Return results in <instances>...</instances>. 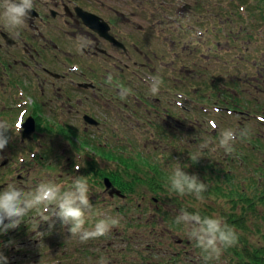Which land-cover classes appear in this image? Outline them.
I'll return each instance as SVG.
<instances>
[{
  "label": "flooded vegetation",
  "instance_id": "af4514ba",
  "mask_svg": "<svg viewBox=\"0 0 264 264\" xmlns=\"http://www.w3.org/2000/svg\"><path fill=\"white\" fill-rule=\"evenodd\" d=\"M89 1L97 5L104 2ZM77 6L97 12L85 0H33V10L22 28L9 30L0 22V121H6L13 129L8 132V145L0 151V185L14 184L25 191L34 190L41 182L38 175L29 178L28 175L38 172L40 166L51 167L53 158L58 177L52 182L61 191L68 190L75 178L89 173L88 167L78 166L77 170L76 160L81 157L84 144L93 148L101 138L113 140L108 136L114 132L100 131L99 123L90 117L97 119L96 115L104 114L112 118L113 108L121 103L120 94L116 84L101 82L92 70L86 71L83 60H102L115 69L116 63L131 62L133 50L143 51V48L140 42H126L119 37L127 49L123 50L115 42L101 38L82 22L76 13ZM110 8L115 10L113 5ZM109 21L114 35L116 21L113 18ZM17 31L19 35H14ZM71 56L75 61L69 60ZM54 83L59 84V91L52 90ZM101 98H105L103 105ZM116 99L117 103L108 102ZM76 117L95 129L91 127L85 135L75 124ZM111 120L104 121L103 126L109 127ZM17 124L21 127L19 133L15 131ZM3 160L8 163L6 167ZM261 170L258 168L257 172ZM95 173H99L97 168L93 170ZM258 179L260 176L254 173L253 180ZM87 183L91 204L85 214L88 217L99 205L100 189L89 180ZM42 211L41 208L29 213L16 229L0 233V252L3 250L8 257V264H19L26 259L25 264H52V254L60 250L61 255L66 254L71 234L59 222L50 229L41 219ZM39 234L43 237L34 239ZM77 244L75 253L82 249V243ZM41 247L42 252L36 251Z\"/></svg>",
  "mask_w": 264,
  "mask_h": 264
},
{
  "label": "trees",
  "instance_id": "16d2710c",
  "mask_svg": "<svg viewBox=\"0 0 264 264\" xmlns=\"http://www.w3.org/2000/svg\"><path fill=\"white\" fill-rule=\"evenodd\" d=\"M166 1L168 0H164V4L159 7L157 1L151 0L149 13L153 16L159 15L160 17L158 16L157 18L158 21L164 20V22L171 23V21L163 19V11L167 12L168 10ZM189 4L185 8V12L191 27L188 24L181 23L180 30L186 35L184 36L186 40L181 41L185 43H177V41L171 37L174 39L172 40V42H174V47L179 49L181 46H185L186 52L189 50L194 52L195 49L196 57L199 59V54L203 52V48L199 50L196 44H187V42H197L209 47L210 51L206 54V58L203 59L204 62L212 61L214 57L219 58L221 56L220 58L227 63V57H229L228 64L232 67L241 64L245 66L250 64L256 65L264 76V64L252 55L249 56L248 48L246 49L243 44H239L241 42H260L264 39V0H195L192 5L194 8L189 6ZM243 23L245 28L242 27ZM159 27L161 33L166 30L165 26L159 24ZM235 27L237 28L235 29ZM204 29V37H208V41L205 44H203V38H201V41L198 39V31ZM193 34H196L197 37L192 38ZM164 35L165 34L158 36L162 40ZM222 40H227L228 45H225ZM220 45L226 46H222V48L225 49L224 52V49L220 50ZM213 48L218 52L212 51ZM177 60L178 58H176V61ZM181 66L183 68L186 67L183 63ZM245 71L247 73V70ZM219 80L220 79L217 78H213L212 80L216 87L219 86L217 84ZM236 80L241 84V79L239 77L236 78ZM187 87L195 89L196 95L200 96V98H194L197 107L192 114L193 119L188 117L185 120L190 122V119H192L194 122L192 126L194 127L207 124L209 128L215 132L211 135V139L213 140L219 130L220 123L217 118H212L210 116V113H208L209 108L212 109L215 106H221V104L228 105L231 109H235L236 107L230 103H225L224 99L222 100L220 95L224 92L220 86V91L212 95L201 90L196 82L191 83ZM155 103H157V101H155ZM222 113L223 112H219L216 117H220ZM170 116L173 117L171 114ZM172 121L174 123V130L176 131L174 136L177 138V141L169 142L174 146L172 156L175 153L178 158L177 163L180 162V164H182V168L185 172L198 175L199 179H203V182L208 185L207 191L203 193L204 200L202 201L203 203L200 204V208L196 210L197 199L195 195L186 194L181 197L174 192H170L168 187H166L171 171L164 167L165 154L160 153L161 159L163 160L158 159V157L154 160L152 154L148 152L146 155L135 152V147L133 145L130 146L131 150L129 152L128 146L127 148L113 146L112 149L102 147L99 151L107 155L108 159L114 162L116 166H108L104 173L101 174V177L108 176L112 180L113 185L121 190L122 194H131L132 198L137 197V200L139 199L138 201H141V205L144 203L143 200L146 202L150 193H152L151 200L156 203V207L153 216V212L148 209V206L147 208H143L140 204H134L130 207H120L119 210L114 211V213L117 217L126 218L124 224L120 229L118 228L116 232L110 231L106 236L99 237L98 240L110 241L108 242L110 245L116 236L120 242L126 244L124 252L122 253L124 262L128 261L129 256L136 255L139 257L137 264H179L189 258V253L192 252V249L198 250V252L205 256L206 254L203 253L200 248L197 247L196 249L195 242L182 238L181 242L178 243L177 241L179 239H177L170 244L172 248L174 247V252L169 253V248H166L161 254L159 251H156V254H160L156 259H154V257L148 258L147 252L151 253L155 251L157 247L164 246L161 235L157 233L153 225L154 220L159 224V220L156 219L155 215H158L159 219L161 217L164 223L165 221L167 222V220L170 222L172 220L173 222L171 223L174 224V227H177V214L170 211L171 208L169 207L172 203L177 205L179 210L184 209L190 213L200 212L199 214L201 217H211V211H214V209L212 205L205 202V200L215 198L216 201L224 200L225 205H231L227 210L224 205L220 208L217 207V210L220 211V213L222 212L221 218L223 221L233 226L239 234V243L234 247L225 248L222 251L225 256L227 253L231 255L227 258L228 263L226 264H264V242L258 248L255 246H250L248 248L244 245L247 241L243 235L244 232L248 230L247 221L259 216L264 219V210L262 214L259 213V209L264 207V143H256L257 140L253 138L250 139L249 137L243 139L238 138L234 144V151L229 154V159H226L224 156L223 160H226L221 161L217 157L218 153L216 156H213L211 152V150L216 151L217 147L213 146L209 149H200L199 147L204 139L197 137L193 139L196 135H187L182 131V122L184 120L176 118ZM211 122H214L215 126H213ZM258 122L264 124L263 120ZM229 129L233 130L231 126H229ZM239 130L240 129L234 131ZM167 137L168 136L163 139L168 142L169 139ZM158 141L159 139H156L153 142ZM178 141L185 145L177 144ZM218 149L221 150L223 148L219 146ZM154 151L156 152V149H154ZM197 152L202 156L197 163H193L189 153ZM202 157L204 159L208 158L210 161L204 162ZM169 164L173 165L174 162ZM173 166L175 167V165ZM257 167L262 168V170L257 172ZM240 173H244V175L249 174L250 176H244L245 179H243V183H241L237 181V177H241L239 175ZM254 173L256 175L258 174L260 179L253 180ZM162 194L164 195L159 196ZM168 200L172 203L168 204ZM259 205L261 206L258 207ZM138 211H140V214H143V212L144 214H150L148 220L153 221V223L150 222L151 227L147 222L146 229V223H144V221L142 222L139 218L133 220L132 217H130L132 213H138ZM104 212L105 215L103 219L108 218V213H110V211L104 210ZM177 212L180 215V212ZM100 219L102 218L100 217ZM119 223H122V221H119ZM181 226H184V224L181 223ZM181 226H179V228ZM129 229H131L132 232H129ZM144 229L147 232V236H149V240H147L145 236L141 237V235H144ZM129 234L131 236H129ZM183 245L189 246L187 251L181 248ZM192 245L195 248H193ZM92 253L97 255L101 254L99 251H93ZM87 255L92 254L87 253ZM219 259L220 258L213 257L208 260L212 262V264H219Z\"/></svg>",
  "mask_w": 264,
  "mask_h": 264
},
{
  "label": "rangeland",
  "instance_id": "374dc122",
  "mask_svg": "<svg viewBox=\"0 0 264 264\" xmlns=\"http://www.w3.org/2000/svg\"><path fill=\"white\" fill-rule=\"evenodd\" d=\"M103 1L104 2L101 5L94 4L89 0H85V3H90L92 5V8L90 9H93L97 11L98 13L104 14L107 17L113 18V20L116 21L117 23L115 32L120 38H122L126 42L135 41V42L141 43L143 51L133 50L132 55L130 56L132 65L135 64L139 68L144 67L145 69H148V71H152L151 73L154 75H150V76H155L158 73L160 77L163 79H168V77L170 78V74L172 73L177 76H181V81L178 82L177 84H174L167 80V85L169 86L179 85L178 91H180V93H188V95L191 96L192 91L187 86L194 82H196V84L199 85L201 90L205 91L206 93H211V95L215 92L220 91L219 88L221 87L224 93H222L220 97H222V100L224 99L225 103H230L231 105L235 106L236 109L240 111L264 113V76L263 75L262 77L257 76L256 72L258 70V67L256 65L250 64V65L245 66L241 64L239 66L235 65L234 67H232L231 65L228 64L229 57H227V63H226L223 61L222 58H220L221 56L219 58L214 57L212 61L204 62L203 59H201L200 57L199 59H197L196 52L194 49V52H191V50H189L188 52H184V53H181L183 51L180 50V53H179L180 55L178 57V60L176 61V58H177L176 57L171 61L170 65L167 68H162L160 66L162 64L160 60H168L167 57L170 55V50L166 46V43H165L166 41H162L159 38V36L157 34L155 36V33H154L155 29L159 28V25H157L158 21H157V24L155 23L156 21L155 19L158 18L159 15L153 16L152 14L145 12L144 4H143L144 10H143V13H141L140 12L141 9L138 8L140 0H136V1L133 0L131 2H129L128 0H103ZM172 1L178 2L180 0H172ZM181 1L184 4L190 3L189 6L194 8L192 5L195 2V0H181ZM112 5L115 6L121 13L117 14V13L111 12L110 6ZM126 17L132 19L133 23L132 24L127 23L125 20ZM163 17L165 19L167 18L169 19L170 14L166 12L163 15ZM172 22L173 23H167V22H164V20H161V25L167 26L166 28H168L164 31V34L170 35L171 37H173L177 41V43H185L181 41L186 40L184 38V36L186 35L183 33L182 30H180V28L178 29L174 28L173 27L174 21ZM138 24H142L145 30L140 31L138 29ZM242 27L245 28L244 23ZM236 28L237 27H235V29ZM206 38L208 37H205V40ZM263 40L260 42H244V46L248 48L249 56L252 55L254 58L259 59L264 64V41ZM206 42H203V44H205ZM222 42L225 45H228L227 40H222ZM192 43L196 44L199 50H201L202 47L205 48V46H203L200 43L187 42V44H192ZM49 49L50 48L47 45V51H49ZM175 49L177 50V48ZM69 60L75 61L74 56H71ZM83 61H84V69L86 71L92 70L96 74V76L100 78L101 82L111 81L114 84L121 85V86H128L129 88L136 90L140 94L139 104L132 101L134 105L132 106V108L134 110L136 109L140 115L146 116L153 124H160V130H159L160 135H157L156 137V138H159V141L149 142L147 147L140 145L139 142H134L132 143V145L135 147V152H140L141 155H146V153L148 152L152 154V157L154 160L157 157L158 159L162 158L160 153L165 154L164 167L167 168L171 172H172V169L175 168L177 165L182 167V164H180V162L177 163L178 158L175 155V153L173 155L175 157L172 156L173 154L172 150H174V146L173 144L169 143V142L177 141V138L174 136V134L176 133L173 127L174 123L172 120L165 119L164 117H162L161 110L178 112L179 115L182 117H187V116L191 117V115L183 113L181 111H177V109H175L174 107L169 106L167 104L168 102L164 100L166 99V96L163 97L164 93L162 96H159V98L162 100L157 101V103L154 104L153 100L155 99L157 100V98H155L156 95L151 94L148 90H145L143 87H141L136 79L129 77L125 72L119 70L118 66H115V69H114L111 67L109 62H104L102 60L89 62L88 60L84 59ZM182 63L185 64L186 66L185 68L181 66ZM245 70H247V73ZM238 77L241 79V84L238 83L236 80V78ZM213 78L220 79L219 82L217 81V84L220 87L215 86V84L212 82ZM58 86H59L58 83L52 84V90L57 89ZM57 91H59V89H57ZM184 100L186 99L181 100V102H183ZM187 102H189V100H187ZM150 104H153L154 106L152 107ZM221 106L223 105L221 104ZM214 117L217 118V120L219 121L220 127L218 128L219 130L217 131V134L216 136H214L213 140L211 139V135L215 132L211 130L207 124H202L198 127H194L192 126L193 124H191L189 121L184 120L182 122L183 124L182 131H184L185 134L187 135H191V136L196 135L193 137V139H195L196 137L203 138L204 140L202 144L206 146L204 148H201V145H202L201 144L199 147L200 149H209V148H212L213 146L217 147L216 151L211 150V152L213 153V156H216V154L218 153L217 157L221 161H225L226 159H229V156H230L229 153H226L224 149H221V150L218 149L220 133L223 130L229 129V126H231L233 130H237V129L241 130V129L247 128L249 130V135L247 137H249L250 139L253 138L257 140L256 143H264V124H261L260 122H258L257 117H256V120L250 119L247 117V114H244V116H239L238 113H235V114L222 113L220 117H216L215 115ZM96 118L99 121L98 125L100 126V131L102 130L106 131L109 129L107 125L103 126L104 121H108L112 119L114 120L113 123L116 122V118L115 117L111 118L109 115L105 116L104 114H100L99 117L96 115ZM74 122L78 126L79 130L81 129L84 130L85 135H87V133L91 131V127L95 129V127L93 126L91 127L86 126L87 124L83 123L79 119V117H76ZM130 134L132 138L135 139L133 134L132 133ZM148 134H149L148 136H150V131ZM164 135L165 137L168 136L167 137L169 139L168 142L165 139H163ZM120 136H121L120 134H117V136L111 135V138L114 140L113 144L117 145L118 147L119 146L129 147L130 144H126L125 138L122 139ZM97 142L99 141H96L95 144H97ZM177 144L185 145L184 143H179V141ZM154 149H156V152L154 151ZM224 156L226 157L225 160H223ZM202 160L204 162L210 161V159L208 158L207 159L203 158ZM173 162H174L173 165H175V167L169 164ZM105 163H107L106 166H110V165L114 166L111 161H106ZM7 164L8 163L4 162L3 167H6ZM40 168L41 169L38 172L35 170L31 174H29L28 178L31 177L32 175H38V178H39L38 182H42V181L52 182L53 180L54 182L56 181V177H58V175L55 172V170L57 169L55 159L53 158L51 159V167L45 168V167L40 166ZM2 173H4V171H2ZM239 175L241 177H237L238 179L237 181H240L241 183H243V179H245L244 176H250L249 174L244 175V173L243 174L240 173ZM1 179H4V177H2ZM201 180L204 181L203 179ZM29 181L30 183H32L30 179ZM6 186L5 184H3L1 185L0 189H3ZM110 195L112 199H114V202H116V205L123 204L124 202L126 203V200L119 198L116 195V192L115 193L110 192ZM163 195L164 194L159 195V196H163ZM107 197L110 198V196L108 195ZM151 198H152V193H150L148 200L146 202L143 200L144 203L142 205H141V201L136 202V203L140 204L141 207L143 208H147L148 206V209H150L153 212L152 214L153 216L155 213L156 203L153 202ZM167 202L169 204L172 203L169 200ZM205 202L212 205V208L214 209V211H211V215H210L211 217H219V216H220L219 218L222 217V214H221L222 212L220 213V211L217 210V207L220 208L224 205L225 209L227 210L231 206L227 204L225 205L224 200L216 201L215 198L206 199ZM202 203H203L202 201L197 200L196 210L200 208V204ZM129 206H132V205H129ZM169 207L171 208L170 211H173L177 215H179L177 211L180 212L181 209L179 210L177 205L172 203V205ZM112 210H113V213L112 212L108 213L109 214L108 217L116 218L119 221H122V223H119L118 226H115L110 230L112 232H116V230L118 228L120 229L121 226L124 224V220L126 218L117 217V215L114 213L116 209L114 208ZM263 210H264V207H261L259 209V213L262 214ZM104 215H105L104 210L101 209L99 211V218L98 216H96V213H95L93 216L89 217V220H91V223H94V222L96 223L97 220H100V217L103 219ZM148 216H150L149 213L144 214L143 212V214H140V211H138V213L137 212L132 213L130 217H132L133 220H135L136 218H139V220L141 219L142 222L144 221V223H146L145 226L147 229V222L148 224H150V222L153 223L152 220H148ZM155 217L157 220H159V224H157L156 221L154 220L153 225L155 229L157 230V233L161 235V239L164 242L163 243L164 246L159 247V248L157 247L155 251H152L151 253L147 252L148 258L150 257H154V259L158 258L159 255L162 252H164L166 248H169V253L174 252V247L172 248L170 244L172 242H175V240L177 239L182 238L184 240H191L195 242L194 240L189 238L188 236L189 228L186 227L185 225L181 226V223H180V224H176L177 227H174V224L171 223L173 222L172 220L171 222L167 220V222L165 221L164 223V220H161V217L160 219L158 215H155ZM246 224H247L248 230L245 231L243 235L247 243H244V245H246V247L248 248L250 246H255L256 248L260 247L261 244L264 242V219H262V217L259 216V217L250 219L249 221L246 222ZM94 225L95 224H93L92 227H94ZM179 226L181 227L179 228ZM192 226H195L194 222H192ZM150 227H151V224H150ZM129 232H132V230L129 229ZM143 234L144 235H141V237L145 236V238L149 240V236H147V232L145 229H144ZM40 236L43 237L42 234H39V235H35L34 239L39 238ZM129 236L131 235L129 234ZM67 240L70 244L68 248L66 249V254L63 252V255H61L62 250H60L57 252L56 255L52 254L51 256L53 260L57 258L58 259L61 258L60 260H62V264H100L101 258H104L107 261V264H137V261L139 258L136 255L129 256L128 261L127 262L125 261L126 262L125 263L124 259L122 258V253L124 252V247L126 244L123 242H120L119 239L115 236L110 245L108 243L110 241H107V240L99 241L98 239H96V241L98 242L95 241V243L87 244L89 246L88 247L86 246V247L89 251H92V252L99 251V253L101 254L99 255L92 254L91 257H86V258L80 256V258H83L82 260H85V261L83 263L76 262V260L75 261L71 260V255H73V250L77 248L78 246L77 242H80L79 237L72 236L71 238ZM181 248H184L187 251L189 246L183 245ZM42 250L43 248L41 247V249H37L36 251L42 252ZM36 251L33 252L34 255L35 253H37ZM156 251H159L160 254L159 255L156 254ZM1 252H3V250H1ZM23 252L24 251H22V253ZM189 254H190L189 258H187L186 261H183L182 263H179V264H212V262H210L209 260H206L204 258L205 256L202 253L198 252V250L196 251L192 249V252ZM84 256H85V253H84ZM226 256L224 255V253H221V255L219 256L220 258L219 264L228 263L227 258L231 255L227 253ZM25 262H28L27 259L24 261H21V263L19 264H25Z\"/></svg>",
  "mask_w": 264,
  "mask_h": 264
},
{
  "label": "clouds",
  "instance_id": "9594fccd",
  "mask_svg": "<svg viewBox=\"0 0 264 264\" xmlns=\"http://www.w3.org/2000/svg\"><path fill=\"white\" fill-rule=\"evenodd\" d=\"M0 7L3 8L0 22L4 27L9 30L20 29L33 10V0H3ZM14 35H19V32H15ZM151 91L156 94L158 89L153 86ZM10 130L13 131L6 121H0V151H3L9 143ZM15 131L17 133L21 131L19 124L16 125ZM248 135L247 128L239 131L223 130L220 133L219 146L230 154L234 151L237 139H243ZM205 146L202 144L201 148ZM189 154L193 163H197L202 156L199 152ZM166 187L170 192L181 197L186 194L195 195L200 201L204 200L203 193L208 189V185L200 180L198 175L185 172L179 165L172 169ZM41 208L43 209L41 219L48 223L50 229L59 222L62 227L67 228L71 236H78L81 243L106 236L113 227L119 225L118 219L108 217L98 220L92 228L85 227V214L91 208L89 185L86 179L77 177L72 187L65 191H61L51 181H42L31 191H25L14 184H8L0 189V233L16 229L25 221L29 213ZM192 222L195 226H192ZM176 223H183L189 228V238L194 240L196 247L206 254L204 257L206 260L219 258L223 249L234 247L239 243V234L235 228L219 217H201L199 212L190 213L181 209L180 215L176 216ZM0 264H8V257L3 252H0ZM100 264H107V261L101 258Z\"/></svg>",
  "mask_w": 264,
  "mask_h": 264
},
{
  "label": "water",
  "instance_id": "95a60500",
  "mask_svg": "<svg viewBox=\"0 0 264 264\" xmlns=\"http://www.w3.org/2000/svg\"><path fill=\"white\" fill-rule=\"evenodd\" d=\"M89 21V24L92 26V27H94L96 30H98L100 33H103V31H104V28L103 27H101V25L98 23V19H96V20H94V19H92V18H90V19H88ZM106 184H107V186H111V183L109 182V180L107 179L106 180Z\"/></svg>",
  "mask_w": 264,
  "mask_h": 264
}]
</instances>
